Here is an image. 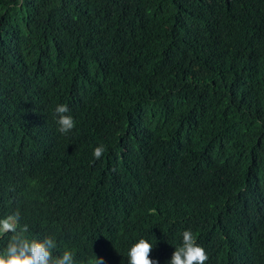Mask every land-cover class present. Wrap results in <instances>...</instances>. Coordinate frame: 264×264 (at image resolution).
I'll use <instances>...</instances> for the list:
<instances>
[{
	"label": "trees",
	"instance_id": "obj_1",
	"mask_svg": "<svg viewBox=\"0 0 264 264\" xmlns=\"http://www.w3.org/2000/svg\"><path fill=\"white\" fill-rule=\"evenodd\" d=\"M16 211L74 264H128L142 238L168 264L186 230L205 264H264V0H0Z\"/></svg>",
	"mask_w": 264,
	"mask_h": 264
},
{
	"label": "clouds",
	"instance_id": "obj_2",
	"mask_svg": "<svg viewBox=\"0 0 264 264\" xmlns=\"http://www.w3.org/2000/svg\"><path fill=\"white\" fill-rule=\"evenodd\" d=\"M67 105H58L57 114L58 131L66 134L75 127V121L69 115ZM103 146H98L93 151V156L100 159L103 155ZM21 214L16 211L4 218H0V237L11 234L7 246L0 251V264H74L71 251H64L61 256L54 257L52 250L56 241L52 237L43 240L29 239L26 235L28 226L21 225ZM153 245L145 239H140L128 252V264H158L150 258ZM209 259L205 249L196 242L190 230L183 232L182 245L175 248L168 264H205ZM97 264H103V259L98 258Z\"/></svg>",
	"mask_w": 264,
	"mask_h": 264
}]
</instances>
